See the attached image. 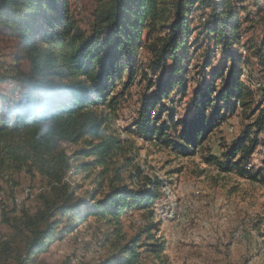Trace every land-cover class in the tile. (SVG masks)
<instances>
[{
    "label": "trees",
    "instance_id": "trees-1",
    "mask_svg": "<svg viewBox=\"0 0 264 264\" xmlns=\"http://www.w3.org/2000/svg\"><path fill=\"white\" fill-rule=\"evenodd\" d=\"M91 1L82 15L71 0H0V32L16 43L10 66L0 62V81H10L8 91L0 90V181L12 191L22 173L42 187L33 209L13 208L4 218L14 234L0 242V264L16 240L19 263L27 264L56 234L70 233L89 218L105 227L101 245L109 249L96 264H172L155 212V200L163 197L160 181L142 175L125 154L124 140L109 130L135 82H145V93L132 126L142 140L176 156L193 155L228 114L243 112L251 122L223 152L224 159L205 160L220 171L261 180L260 172L244 164L264 133V39L259 46L241 42L242 21L233 1ZM206 10L209 16L191 26L193 13ZM251 18L264 28V13ZM193 31L214 41L222 58L219 68L207 72L215 53L204 52L202 87L192 95L191 114L176 119L167 101L187 89L189 48L194 44L198 51L201 40L190 41ZM248 53L260 65L255 90L240 78L241 65L250 73ZM33 93H42L45 105L27 120L19 110ZM44 122L51 127L41 134ZM79 175L89 188L75 181ZM133 210L142 216L128 232L123 219Z\"/></svg>",
    "mask_w": 264,
    "mask_h": 264
},
{
    "label": "rangeland",
    "instance_id": "rangeland-1",
    "mask_svg": "<svg viewBox=\"0 0 264 264\" xmlns=\"http://www.w3.org/2000/svg\"><path fill=\"white\" fill-rule=\"evenodd\" d=\"M232 1L242 21L241 42L247 41L248 44L259 46L264 39V28L260 21H255L251 16L263 14L264 5L259 2L256 4L254 0ZM71 2L82 15L87 14L92 5L91 0ZM193 16L191 26L194 27L200 19L203 21L209 16V10L196 11ZM199 39L198 51H193L194 44L189 48L190 59L185 67V93H172L173 100L167 101L169 105H173L176 119L189 117L191 114L192 95L202 87L201 67L206 50L214 49L215 53L207 72L220 67L221 48L214 47V41L205 38L202 33L193 31L190 41ZM15 45L14 40L0 32V62L10 66L16 53ZM262 51L264 53V47ZM241 54L244 55L243 50ZM138 57L143 62L146 61L142 50H139ZM248 60L250 73L247 74L248 68L241 65L243 74L240 78L255 90L260 65L253 53H248ZM248 76L250 80L247 79ZM9 88V80L0 81V90L8 91ZM144 93V81L135 82L128 89L116 115L111 117L109 130L124 140V151L132 158V165L139 167L142 175L153 179L155 177L160 181L159 192L164 180L174 190V204L162 196L155 200L158 227L167 243V254L172 264H264V133L258 136L260 143L244 164V169L252 173L260 172L261 180L249 179L233 171L223 172L207 162L205 157L213 156L223 160V152L251 119L236 110L233 114H228L226 120L207 135L193 155L176 156L172 150L142 140L132 126ZM254 93L257 101L258 92ZM162 119L166 120L165 117ZM248 164L250 167H247ZM18 178L19 184L12 191L0 181V209L3 206L0 210V242L12 239L14 234L3 221L4 218L12 216L13 208L33 209L37 204V194L42 188L38 180H31L22 173ZM75 181L81 183L83 189L89 188V181L82 180V175L76 176ZM139 185L140 182L134 184L136 187ZM185 201L190 202L191 207L182 211ZM141 216L138 210L125 216L123 224L126 231L134 229ZM104 231V226L89 218L82 225L75 226L70 233L56 234L46 250L39 252L27 264H96L109 254V249L101 245ZM19 243V240L11 243L14 250L3 264H21Z\"/></svg>",
    "mask_w": 264,
    "mask_h": 264
},
{
    "label": "clouds",
    "instance_id": "clouds-1",
    "mask_svg": "<svg viewBox=\"0 0 264 264\" xmlns=\"http://www.w3.org/2000/svg\"><path fill=\"white\" fill-rule=\"evenodd\" d=\"M45 105V98L42 93H33L31 96L27 97L21 108L20 113L21 115L27 119L31 120L40 115V113L43 111ZM51 127L50 122H44L41 124V134H45L49 131V128Z\"/></svg>",
    "mask_w": 264,
    "mask_h": 264
},
{
    "label": "bare ground",
    "instance_id": "bare-ground-1",
    "mask_svg": "<svg viewBox=\"0 0 264 264\" xmlns=\"http://www.w3.org/2000/svg\"><path fill=\"white\" fill-rule=\"evenodd\" d=\"M242 74H243V72H242ZM247 167H250V164H248L247 165ZM248 169V168H247ZM152 173V172H151ZM153 179V178H152ZM154 179H155V177H154ZM162 180V179H161ZM165 181V180H164ZM164 181H162V183H161V187H160V192H161V194L163 195V197L165 198V200H167V201H169L170 203H172V204H174V202H175V197L176 196H174V190H173V188L171 187V185L169 184V183H167V181L166 182H164ZM151 183V182H150ZM152 183H154V182H152ZM150 186V184L149 185H147V187H149ZM41 189V188H40ZM176 204V203H175ZM3 207V206H2ZM2 207H1V209H2ZM175 207V206H174ZM191 207V203L190 202H186L185 201V203H184V205H183V211H184V209H189ZM0 209V210H1ZM163 219V218H162ZM162 221V220H161ZM250 224V223H249Z\"/></svg>",
    "mask_w": 264,
    "mask_h": 264
},
{
    "label": "built area",
    "instance_id": "built-area-1",
    "mask_svg": "<svg viewBox=\"0 0 264 264\" xmlns=\"http://www.w3.org/2000/svg\"><path fill=\"white\" fill-rule=\"evenodd\" d=\"M183 211V210H182Z\"/></svg>",
    "mask_w": 264,
    "mask_h": 264
}]
</instances>
